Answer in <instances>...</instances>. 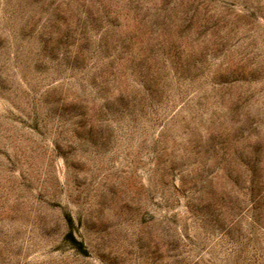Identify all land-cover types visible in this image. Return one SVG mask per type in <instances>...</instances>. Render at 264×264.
<instances>
[{
	"label": "rangeland",
	"instance_id": "obj_1",
	"mask_svg": "<svg viewBox=\"0 0 264 264\" xmlns=\"http://www.w3.org/2000/svg\"><path fill=\"white\" fill-rule=\"evenodd\" d=\"M0 264H264V0H0Z\"/></svg>",
	"mask_w": 264,
	"mask_h": 264
}]
</instances>
